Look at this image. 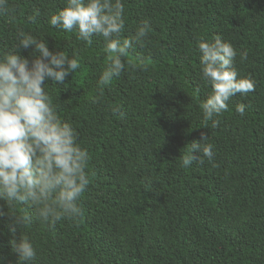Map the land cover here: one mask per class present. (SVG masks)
I'll return each mask as SVG.
<instances>
[{"label": "trees", "instance_id": "1", "mask_svg": "<svg viewBox=\"0 0 264 264\" xmlns=\"http://www.w3.org/2000/svg\"><path fill=\"white\" fill-rule=\"evenodd\" d=\"M9 3L0 13V53L23 29L79 58L80 68L64 84L49 80L48 90L89 152L91 183L82 214L55 226L34 208L0 201V264H16L9 241L21 234L36 249L32 264H264V0H124L121 38L144 20L150 31L102 92L97 80L109 63L102 37L88 45L48 23L66 0ZM33 8L41 12L36 23L27 19ZM217 35L236 49L234 66L255 87L231 97L212 127L201 108L212 87L198 42ZM20 54L35 55L31 47ZM202 132L213 160L182 167ZM10 213L31 222L19 228Z\"/></svg>", "mask_w": 264, "mask_h": 264}, {"label": "clouds", "instance_id": "2", "mask_svg": "<svg viewBox=\"0 0 264 264\" xmlns=\"http://www.w3.org/2000/svg\"><path fill=\"white\" fill-rule=\"evenodd\" d=\"M9 0H0V13L10 12ZM124 0H66L64 7L51 14L50 26L75 32L76 39L91 45L93 37H102L109 63L97 80L100 92L125 70L124 57L142 44L150 31L147 20L135 33L121 38L124 31ZM41 15L33 8L28 21L36 23ZM16 43L0 53V201L7 207L20 204L35 209L39 220L55 226L58 222L76 220L81 214L80 201L91 183L87 171L90 155L78 142L71 122L61 119L57 105L48 90L49 80L64 84L66 77L80 68L79 58L64 51H52L44 38L26 32L16 33ZM33 49L31 61L21 49ZM201 71L212 92L201 104L205 121L219 125L213 117L227 111L231 97L254 90L251 77H241L234 66L237 51L219 35L211 41L198 42ZM242 60L247 52H241ZM121 106L113 109L119 112ZM237 111L244 115V108ZM199 140L191 142L182 167L203 163L214 157V146ZM2 214V213H0ZM16 226L31 222L30 215L10 213ZM17 255L16 264H32L36 249L26 234L9 241Z\"/></svg>", "mask_w": 264, "mask_h": 264}]
</instances>
